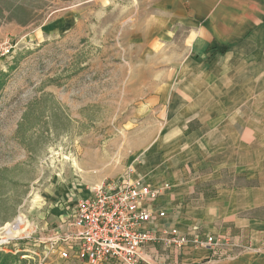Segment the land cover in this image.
Returning <instances> with one entry per match:
<instances>
[{"label": "rangeland", "instance_id": "obj_1", "mask_svg": "<svg viewBox=\"0 0 264 264\" xmlns=\"http://www.w3.org/2000/svg\"><path fill=\"white\" fill-rule=\"evenodd\" d=\"M166 18L163 0H0L1 251L36 264L27 250H42L57 204L103 181L87 179V155L125 140L187 50Z\"/></svg>", "mask_w": 264, "mask_h": 264}, {"label": "crops", "instance_id": "obj_2", "mask_svg": "<svg viewBox=\"0 0 264 264\" xmlns=\"http://www.w3.org/2000/svg\"><path fill=\"white\" fill-rule=\"evenodd\" d=\"M187 47L125 140L87 155L90 182L163 187L154 231L229 236L234 248L145 246L148 264H264V0H163ZM155 86V85H154ZM238 246H248L241 251Z\"/></svg>", "mask_w": 264, "mask_h": 264}, {"label": "built area", "instance_id": "obj_3", "mask_svg": "<svg viewBox=\"0 0 264 264\" xmlns=\"http://www.w3.org/2000/svg\"><path fill=\"white\" fill-rule=\"evenodd\" d=\"M163 187H151L141 179L124 176L81 187L76 198L58 203V222L43 237L40 253L27 250L36 264H48L50 256L74 260L78 264H148L142 258L145 246L161 243L165 247L182 249L211 247L234 248L229 236L188 234L176 228L154 231L147 224L164 216L154 212L149 203ZM25 236H28L26 234ZM241 251L248 246H238Z\"/></svg>", "mask_w": 264, "mask_h": 264}, {"label": "bare ground", "instance_id": "obj_4", "mask_svg": "<svg viewBox=\"0 0 264 264\" xmlns=\"http://www.w3.org/2000/svg\"><path fill=\"white\" fill-rule=\"evenodd\" d=\"M25 224L26 221L24 220V217L20 215L15 224L10 226L7 225L5 227L4 235L6 236V238L17 237V234L23 232L24 228H26V227H21V225H25ZM26 226H28V224ZM1 239L3 240V237Z\"/></svg>", "mask_w": 264, "mask_h": 264}, {"label": "trees", "instance_id": "obj_5", "mask_svg": "<svg viewBox=\"0 0 264 264\" xmlns=\"http://www.w3.org/2000/svg\"><path fill=\"white\" fill-rule=\"evenodd\" d=\"M20 254L10 253V252H3L0 250V264H27L25 259H20Z\"/></svg>", "mask_w": 264, "mask_h": 264}]
</instances>
